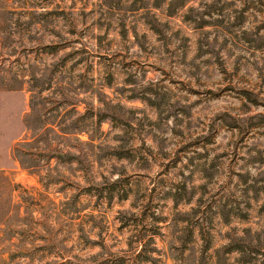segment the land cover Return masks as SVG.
Instances as JSON below:
<instances>
[{"label": "rangeland", "instance_id": "374dc122", "mask_svg": "<svg viewBox=\"0 0 264 264\" xmlns=\"http://www.w3.org/2000/svg\"><path fill=\"white\" fill-rule=\"evenodd\" d=\"M1 174L0 264H264V0H0Z\"/></svg>", "mask_w": 264, "mask_h": 264}, {"label": "trees", "instance_id": "16d2710c", "mask_svg": "<svg viewBox=\"0 0 264 264\" xmlns=\"http://www.w3.org/2000/svg\"><path fill=\"white\" fill-rule=\"evenodd\" d=\"M21 187L18 184H15L10 178L5 176L4 174L0 175V195L5 193V197L3 196L5 202L2 201L0 196V237H3L4 233L13 234L15 231L10 230L6 225V217L12 212L16 211L18 213V205L12 204L13 193L20 189ZM22 203L26 202V199L20 197ZM31 208V207H29ZM29 210L25 211L28 218H30Z\"/></svg>", "mask_w": 264, "mask_h": 264}]
</instances>
